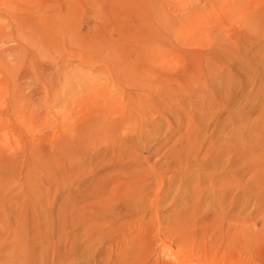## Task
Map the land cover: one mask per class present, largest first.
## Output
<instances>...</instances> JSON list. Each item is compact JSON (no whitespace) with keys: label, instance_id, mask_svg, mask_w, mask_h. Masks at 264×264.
I'll return each instance as SVG.
<instances>
[{"label":"rangeland","instance_id":"rangeland-1","mask_svg":"<svg viewBox=\"0 0 264 264\" xmlns=\"http://www.w3.org/2000/svg\"><path fill=\"white\" fill-rule=\"evenodd\" d=\"M0 264H264V0H0Z\"/></svg>","mask_w":264,"mask_h":264}]
</instances>
